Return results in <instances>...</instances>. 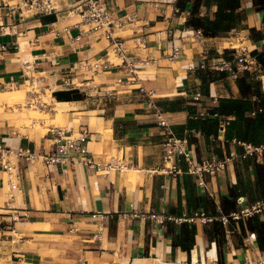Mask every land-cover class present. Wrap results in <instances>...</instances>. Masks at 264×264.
<instances>
[{"label":"crops","instance_id":"1","mask_svg":"<svg viewBox=\"0 0 264 264\" xmlns=\"http://www.w3.org/2000/svg\"><path fill=\"white\" fill-rule=\"evenodd\" d=\"M20 1L0 0V145L47 150L56 131L84 130L86 154L94 161L106 163L114 157L129 166L96 170L80 160L61 165L19 158L11 177L0 163V264H238L264 252V212L226 224L218 220L240 207L237 199L249 203L264 197V148L205 175L206 188L186 172L183 160L179 174H151L149 169L161 162L164 129L147 104L151 97L173 132L185 135L197 155L241 154L236 140H247L225 134L234 114L219 112L231 116L223 129L215 117L193 115L215 110L221 98L248 99L250 117L264 113L257 110L264 108L260 0H177L188 15L173 13V5L164 1L107 0L116 15L131 18L115 32L134 58L132 71L112 53L100 31L71 25L76 17L65 16V11L22 8L19 14ZM77 1L60 0L59 6ZM198 21H218L219 26L205 33ZM195 29L201 30V39ZM135 35L142 36L144 46L137 47ZM174 47L179 54L170 59ZM233 51L252 57L251 68L236 70L239 57H229ZM221 52L231 58L235 72L199 68L202 58L210 62ZM67 71L80 80L78 87L69 89L62 82ZM243 74L251 85L244 93L237 84ZM27 84L37 87L25 90L28 99L50 93L49 119L61 115L60 125L40 120L41 128H35L20 122L6 100L10 97L1 93ZM58 90L80 95L57 99L53 92ZM196 91L198 100L193 98ZM256 141L264 144V127ZM199 211L213 219L164 218L191 217ZM218 224L222 233L215 230Z\"/></svg>","mask_w":264,"mask_h":264},{"label":"built area","instance_id":"2","mask_svg":"<svg viewBox=\"0 0 264 264\" xmlns=\"http://www.w3.org/2000/svg\"><path fill=\"white\" fill-rule=\"evenodd\" d=\"M60 0H21L16 3V7L20 10L26 8L34 13H58L59 11H65V16L76 19L71 25H84L86 30H98L102 34L106 35L110 41L112 53L118 55L122 59V64L126 66L128 71H132L134 58L129 56L125 52V40L118 34L116 29L122 27L131 18L126 15H116L114 13L112 4L107 0H78L76 3L67 7L59 6ZM164 1L173 5V13H179L182 15H188V9H180L176 4L177 0H155V2ZM67 29V26L64 27ZM194 35L197 39H201L202 33L200 29L194 30ZM137 38V47L144 46V40L141 35H135ZM179 54L178 47L172 48L168 54V58L173 59ZM231 57H239L238 62L234 65L236 70H248L251 68L253 58L242 51L241 54H236V51L230 52ZM218 59H212L210 62L200 61L199 68L209 70H230L235 72L231 58L223 56ZM79 65L89 66L87 62H79ZM97 64H94L96 67ZM75 66V65H73ZM107 64L103 63L102 67H106ZM191 68V66H189ZM96 69V68H95ZM121 81V78H118ZM62 82L69 85V89H73L81 84L80 80L74 81V78L67 72H64L62 76ZM200 96L199 91H196L193 95L194 100H198ZM148 107L153 110V117L155 123L164 129V137L160 142L161 149V162L149 169L151 174H171L176 175L181 173V166L179 161L183 160L186 164V172L197 178L198 183L206 188L205 175H214L227 167V164L232 159L238 156H246L247 154L257 153L264 148V144H253L248 141L236 140L238 144L243 147L241 154H237L234 151H229L227 155L219 157L214 154L210 155H197L187 145V137L185 135L178 136L169 126V122L165 116L164 110L151 98H148ZM257 110L264 111L263 107H259ZM254 113V111H252ZM194 117L212 116L217 118L220 128H224L230 121V115H223L216 110L202 109L197 111ZM193 131V129H190ZM84 130H80L77 133H65L56 131L52 137L53 146L50 149H29L21 146L6 147L0 145V163L9 173L14 170V165L20 158L25 161H31L36 158H41L46 164H61L65 165L69 161L80 160L85 164L94 167L96 170L100 169H126L129 165L117 158H110L106 163H100L93 160L90 155L86 154V150L83 144ZM199 133V131H197ZM240 207L227 214H222L218 217V220L222 224H226L229 220H237L240 218H247L252 215L264 212V197L258 198L249 203H243L241 199H237ZM198 218L201 222L211 221L212 216L205 214L202 211L195 212L191 217H175L172 215H165V219L174 220L176 222L182 220H193ZM156 220L162 221L163 219ZM245 242L249 244V238H244ZM76 264H84L82 260H79ZM238 264H264V252L257 253L252 258L245 259L242 263Z\"/></svg>","mask_w":264,"mask_h":264},{"label":"trees","instance_id":"3","mask_svg":"<svg viewBox=\"0 0 264 264\" xmlns=\"http://www.w3.org/2000/svg\"><path fill=\"white\" fill-rule=\"evenodd\" d=\"M260 6L264 7V0H260ZM205 33L215 32V28L218 27V21H207V23H200ZM237 84L241 92H247L250 89V84L245 81V75L237 77ZM255 94H259L257 91H253ZM53 95L57 99H74L79 93H71L67 90L54 91ZM220 105L215 107V110L223 113H232L235 118L230 122L226 129V137L230 138L235 136L239 139H244L256 144V136L264 127V113L256 114L254 117H250L246 112L251 108L250 101L248 99H235V98H221ZM215 230L218 233L223 232V228L220 224L215 226Z\"/></svg>","mask_w":264,"mask_h":264},{"label":"rangeland","instance_id":"4","mask_svg":"<svg viewBox=\"0 0 264 264\" xmlns=\"http://www.w3.org/2000/svg\"><path fill=\"white\" fill-rule=\"evenodd\" d=\"M231 55V54H229ZM232 56V55H231ZM229 56V57H231ZM34 85L27 84L25 89H16L15 87L7 88L1 94H6L10 97V99H6L8 104L12 106L15 110L19 113L20 122L26 124L28 126H33L35 128H39L40 120H44V123L50 121L53 125H60L61 124V115L56 114L54 115L53 119H49V111L48 108L52 106L53 103L50 97V93L46 90V94H41L40 92L37 94L38 96L32 97V99H28L25 95V90H37V87ZM15 96V97H14ZM39 103L44 104L43 109H40L38 106ZM31 113V117L28 114ZM25 115V117H24ZM44 125V124H42ZM45 126V125H44ZM47 126V125H46ZM41 128V127H40ZM45 130V128H42Z\"/></svg>","mask_w":264,"mask_h":264},{"label":"bare ground","instance_id":"5","mask_svg":"<svg viewBox=\"0 0 264 264\" xmlns=\"http://www.w3.org/2000/svg\"><path fill=\"white\" fill-rule=\"evenodd\" d=\"M15 97V96H14Z\"/></svg>","mask_w":264,"mask_h":264}]
</instances>
